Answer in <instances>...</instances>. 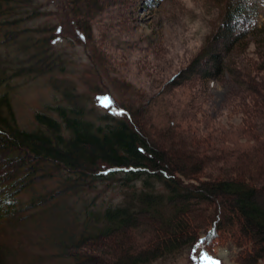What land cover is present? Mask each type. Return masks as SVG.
Segmentation results:
<instances>
[{
  "label": "trees",
  "instance_id": "1",
  "mask_svg": "<svg viewBox=\"0 0 264 264\" xmlns=\"http://www.w3.org/2000/svg\"><path fill=\"white\" fill-rule=\"evenodd\" d=\"M209 1L219 6L218 22L188 68L201 84L224 74L234 86L226 114L239 121L226 123V130L207 115L205 90L185 100L174 95L180 80L144 103L136 88L128 105L109 94L105 114L97 115L63 85V103L35 113L31 129L20 127L11 82L62 69L51 45L64 36L87 43L88 25L72 22L71 36L55 23L48 33L47 25H27L45 15L38 0H0V264H150L178 256L191 264L198 246L207 251L214 238L225 242L220 231L240 250L229 264H264V27L256 24L264 0ZM92 2L67 0L62 16ZM53 178L56 188L33 194ZM117 180L124 189L120 202L86 209L84 223L74 228L63 219L55 223V214L66 212L61 197Z\"/></svg>",
  "mask_w": 264,
  "mask_h": 264
},
{
  "label": "rangeland",
  "instance_id": "2",
  "mask_svg": "<svg viewBox=\"0 0 264 264\" xmlns=\"http://www.w3.org/2000/svg\"><path fill=\"white\" fill-rule=\"evenodd\" d=\"M38 1L42 4L41 11L45 12V15L28 21V26L47 25L46 29L51 33L52 24L63 23L67 35H71L74 29L68 25L72 22H77L78 25L86 20L88 31L85 34L88 42L83 43L64 36L51 45V52L55 53L54 58L56 56V62L62 69L47 76L17 78L11 82L12 106L20 127L31 129L34 126L35 113H47V107L63 103L60 90L63 85H67L75 94L85 97L87 102L79 101L78 105L84 106L87 112L97 115V113L105 114L104 98L108 100L109 94L118 102L123 101L128 105L126 100L135 99L130 88H136L143 96L139 103H144L162 91L167 83H175L179 80L182 81V86L173 89L177 98L185 100L193 90H205L206 98L209 97L208 101L211 105L207 115L215 116L216 120L220 119L225 130L226 123L236 124L239 121V116L231 114L228 117L226 114L230 95L234 91V86L228 82L227 77L220 74L217 79H210L201 84L202 82L196 78L197 73L190 74L191 68H188L191 60L202 50L213 25L217 24L219 6H214L210 1L208 6L205 3L208 0H151L149 5H144L141 0H95L89 6L84 5L82 12L78 10L74 15L63 17L65 10L61 7L67 0ZM256 24L264 27V1L261 3ZM103 30H107V33L110 30L112 34L102 35ZM197 68L202 66L198 65ZM186 71L188 72L183 77L181 74ZM182 93L184 96L181 97ZM149 110L151 111V107L147 111ZM136 123L133 118L131 125L140 130L142 126L140 127L139 121ZM152 123L156 124L154 120ZM155 143L166 152L162 140H157ZM166 153L168 157L174 158L168 150ZM59 183L55 178L47 180L33 188V194L46 195ZM120 183V180L96 183L90 191H80L61 197L59 205L61 204L66 212L64 215L63 211L57 213L58 210H53L57 213L55 223L60 224L63 219L62 221L72 228L73 225L84 223L86 209L96 210L120 202L124 192ZM139 185L138 183L136 187ZM22 198L28 199V194ZM221 206L219 210L223 212L224 207ZM37 211L43 212L41 209ZM44 215L46 213L40 214L43 217ZM35 217L38 221L39 216L35 214ZM44 226L46 229L43 232L48 231V224ZM220 234L225 237V242L214 238L207 251L204 246H198L199 254L191 264H229L236 259L240 250L228 243L226 231H220ZM24 253L28 257L31 256L29 251ZM205 256L209 258L207 262L203 259ZM71 262L72 259H47L42 264ZM150 264H184V262L182 256H178L169 261Z\"/></svg>",
  "mask_w": 264,
  "mask_h": 264
},
{
  "label": "snow or ice",
  "instance_id": "3",
  "mask_svg": "<svg viewBox=\"0 0 264 264\" xmlns=\"http://www.w3.org/2000/svg\"><path fill=\"white\" fill-rule=\"evenodd\" d=\"M108 103H109V102L107 101V98H104V106H105V107L108 106ZM203 259L205 260V262H207L209 258H208L207 256H205Z\"/></svg>",
  "mask_w": 264,
  "mask_h": 264
}]
</instances>
